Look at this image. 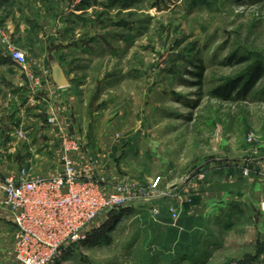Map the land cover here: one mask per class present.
Segmentation results:
<instances>
[{
    "label": "rangeland",
    "instance_id": "rangeland-1",
    "mask_svg": "<svg viewBox=\"0 0 264 264\" xmlns=\"http://www.w3.org/2000/svg\"><path fill=\"white\" fill-rule=\"evenodd\" d=\"M8 44L39 81L62 66L65 125ZM65 134L79 172L143 194L51 264H264V0H0V175L61 169ZM16 241L0 210V264Z\"/></svg>",
    "mask_w": 264,
    "mask_h": 264
},
{
    "label": "built area",
    "instance_id": "built-area-1",
    "mask_svg": "<svg viewBox=\"0 0 264 264\" xmlns=\"http://www.w3.org/2000/svg\"><path fill=\"white\" fill-rule=\"evenodd\" d=\"M7 52L9 59L26 71L31 89L41 88L44 81L29 70L23 51L8 44ZM56 121V117L48 119L51 125ZM15 133L25 136L22 130ZM61 148L62 167L53 176L33 175L25 167L0 175V210L17 232L16 264H51L62 247L85 239L86 228L100 214L143 194L138 193L136 182L125 181L108 191L105 178L92 167L79 172L74 165V156L81 150L77 139L65 134Z\"/></svg>",
    "mask_w": 264,
    "mask_h": 264
},
{
    "label": "crops",
    "instance_id": "crops-1",
    "mask_svg": "<svg viewBox=\"0 0 264 264\" xmlns=\"http://www.w3.org/2000/svg\"><path fill=\"white\" fill-rule=\"evenodd\" d=\"M21 26H22V29L20 28ZM19 29L21 30V32H23V30H24L23 24L22 25L19 24L18 32H20ZM50 62H49V67H48V69L46 68V70L50 69ZM42 69H45V68H42ZM41 89H42V92H41V94H39V98H41L40 100L47 101V102L49 101V107H50L51 111L54 112V115H55L56 120L58 121L59 125L60 126L65 125L63 122V116L61 115V112L65 111L64 106L62 104H64L63 100L65 97H67L68 95H70V98L72 97L73 92H74L73 82L68 81L67 86L58 87L53 83V81H44V83L41 86ZM6 145H7V148H9V149L11 148L9 141H6ZM52 145L54 146V144H52ZM54 149H55V151L57 150V148H55V147H54ZM57 151H59V150H57ZM32 159H33L32 157H29L26 154H25V156H23L24 162H27L28 164L32 161ZM57 159H58V161L60 160L59 159V152H58V154H56V160ZM57 171H55L54 173H53V171L52 172L51 171H48V172L41 171V173H42V175H44L43 177H50V176H53ZM5 174H7V173H5Z\"/></svg>",
    "mask_w": 264,
    "mask_h": 264
},
{
    "label": "water",
    "instance_id": "water-1",
    "mask_svg": "<svg viewBox=\"0 0 264 264\" xmlns=\"http://www.w3.org/2000/svg\"><path fill=\"white\" fill-rule=\"evenodd\" d=\"M51 78L53 83L58 87H64L68 85V79L61 67L56 61L50 62Z\"/></svg>",
    "mask_w": 264,
    "mask_h": 264
}]
</instances>
